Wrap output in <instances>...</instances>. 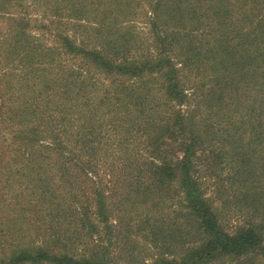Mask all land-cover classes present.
Returning <instances> with one entry per match:
<instances>
[{
	"label": "trees",
	"instance_id": "1",
	"mask_svg": "<svg viewBox=\"0 0 264 264\" xmlns=\"http://www.w3.org/2000/svg\"><path fill=\"white\" fill-rule=\"evenodd\" d=\"M33 2L89 22L83 27L104 46L85 52L59 37L66 54L80 56L77 69L57 60V48L20 17L11 19L17 28L9 40L0 39V264H109L112 240L119 252L123 242L134 252L132 233L148 225L166 255L157 264H264V0H146L159 44L155 56L142 60H129L134 33L120 29L134 0ZM17 3L0 0V11ZM91 66L111 79L95 100ZM149 69L164 72L173 117L147 107V92H136L134 80ZM183 72L195 79L189 88ZM198 151L247 211L232 232L197 180ZM99 158L110 162L121 193L114 202L96 178ZM171 179L201 235L195 246L185 247L177 222L144 214L158 208ZM11 204L19 214L1 221ZM82 239L87 258L69 251ZM174 245L184 249L176 258Z\"/></svg>",
	"mask_w": 264,
	"mask_h": 264
},
{
	"label": "rangeland",
	"instance_id": "2",
	"mask_svg": "<svg viewBox=\"0 0 264 264\" xmlns=\"http://www.w3.org/2000/svg\"><path fill=\"white\" fill-rule=\"evenodd\" d=\"M18 1V5L13 6L9 9H4L0 11V39L4 38L9 40L11 33L13 30L17 28L14 22L11 19H16L20 17L28 22L26 28L32 34H36L39 40H41L45 45L54 46L57 48L59 54V58L61 62H67L70 66L74 68H79L78 63L81 60L80 56H75L72 54H66L63 49H61V39L59 37H70L74 40L75 44L79 47L83 48L85 52H89L92 49H101L104 46V40L100 36L96 35L94 31L86 30L83 26L88 24L84 20H78L75 18L66 17V11H57L58 9L50 10L48 8H44L42 6H34L33 0H16ZM133 8L129 10L127 15H123V21L120 29L122 31L130 29L134 36L132 38V46L130 47V51L127 56L129 60L139 59L142 60L144 57L150 58L151 56H155L157 49L156 45L159 43L154 42L151 36V30L148 25L147 16H150V9L146 0H134ZM51 4V3H50ZM14 25L16 28L14 29ZM47 28H46V27ZM11 28V30H9ZM57 33V34H56ZM60 48V50L58 49ZM109 57V56H108ZM90 76L93 78L91 82H93L92 89L93 99L95 100L96 94H102V92H106L107 88H109L110 77L106 76L102 71L97 70L93 66H91ZM83 73V72H82ZM84 75H80L81 78ZM182 82H185L186 88H189L192 82L195 81L192 75H187L185 72L179 75ZM136 92L143 93L147 92V107L155 105L157 110H159L166 117H173L174 112L177 111V108H174V102L165 100L164 96V84H165V76L164 72H159L154 69H149L143 75L141 80H134L133 82ZM195 88V86H194ZM188 93L191 90H186ZM187 105H182L181 108L185 110ZM148 109V108H147ZM152 114V111H150ZM139 154H142V144H139L137 148ZM130 154H133V151H129ZM202 153L198 151L196 156L193 158V162L195 163V168L197 169V180L203 190L204 196L209 199L213 208L219 212V220L221 225L226 231L232 232L234 228L240 224H242L244 220V216L247 215L246 209L243 210L242 207H239L237 204L239 202L238 193L232 189L229 183H226V177L224 175L220 178L219 173H214L211 168V164L209 166L206 165L205 158H200ZM114 156H119L118 154H113ZM144 155V153H143ZM152 159H157V156H154ZM157 162V161H156ZM97 169L98 175L96 178L103 185L104 190L107 192L110 191L112 196L109 197L111 202L117 199V197L121 196V193L118 190V186L113 182L114 173L111 172L109 167V161L104 160V158L97 159ZM222 175V174H221ZM195 176V177H196ZM218 187L220 188L218 190ZM179 187L176 185V181L172 179L168 184L163 187V190L159 193L157 197V201L159 202L158 208L159 212L155 211H147L144 214L147 216L153 215L152 219H156L159 221H167L170 223H178L185 230V236H187L185 240V247H192L200 242L201 235L198 234V229L196 224L193 222V218L191 215L187 214L188 209L184 206L182 201V191L179 192ZM89 191H92L89 189ZM87 191V192H89ZM12 207H15L11 204V210H8V214L4 215L1 221L9 219V217H13L19 213H13ZM150 207L145 205V210H148ZM154 213V214H152ZM15 214V215H14ZM136 214L134 213V216ZM116 213L110 215L109 222H115ZM136 225L137 221L140 219H134ZM152 221H150L151 223ZM136 229V226H133ZM149 229H153L151 225L147 226V229L141 231V235L138 234L136 237L132 233V241L135 244L134 252L129 245L125 242L121 244L124 247L122 252L118 251L119 245L112 243L109 245V249L107 250V260L109 264H157L156 258L157 256L165 257V253H162V243L161 241L156 242L153 240L152 236H149ZM100 235L101 237L104 235V227L100 225ZM99 234L93 233L91 238L93 240H97ZM135 238V239H134ZM101 239V238H100ZM84 240V239H82ZM85 239L82 242H79L75 249L69 250L70 253H74L77 256L86 257L89 256L88 247L86 246ZM102 241V240H101ZM103 242V241H102ZM187 242V243H186ZM264 245V240H263ZM183 245H174L175 250H177L176 257L181 256L184 252L182 249ZM126 251V252H125ZM251 256L257 257V255L252 254ZM172 258V257H171ZM262 263V260H260Z\"/></svg>",
	"mask_w": 264,
	"mask_h": 264
}]
</instances>
